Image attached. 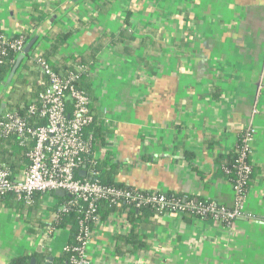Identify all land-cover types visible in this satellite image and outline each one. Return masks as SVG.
<instances>
[{
    "label": "crops",
    "instance_id": "1",
    "mask_svg": "<svg viewBox=\"0 0 264 264\" xmlns=\"http://www.w3.org/2000/svg\"><path fill=\"white\" fill-rule=\"evenodd\" d=\"M102 1L109 5L106 14L88 0H0L5 36L29 34L28 44L36 39L33 61L61 32L74 33L60 56L80 57L102 45L90 70L93 111L100 120L107 111L110 122L103 126L106 144L94 158L117 164L114 180L132 189L232 207V185L213 175L218 157L235 151L251 127L254 180L245 205L250 217L231 227L213 219L188 223L173 214L152 218L154 227L138 221L149 252L117 256V238L132 228L121 211L119 223L96 229L92 263L264 264V0ZM125 29L134 40L114 44L112 36ZM10 92L2 89L1 108ZM26 167L12 172L19 177ZM43 195L39 225L0 207V264L37 254L53 264L69 244L68 227L44 235L60 201Z\"/></svg>",
    "mask_w": 264,
    "mask_h": 264
},
{
    "label": "built area",
    "instance_id": "2",
    "mask_svg": "<svg viewBox=\"0 0 264 264\" xmlns=\"http://www.w3.org/2000/svg\"><path fill=\"white\" fill-rule=\"evenodd\" d=\"M4 44L9 45L20 56L24 53L28 41L24 35L8 39L0 17V45ZM4 54V51L0 53V67L4 62ZM37 61L42 72L48 77V85L40 96L27 102V116L10 111L2 114L0 111V139L15 136L21 146L33 143L32 151L28 155L30 164L19 177L8 167L0 165V197L14 193L18 200L30 203L36 193L51 194L57 190H63L66 195L72 197L68 202L58 205L52 223L44 234L49 238L58 229L61 217L73 208H78L79 213L86 214L87 218L81 219L78 224L79 245L70 248L68 244L64 248L65 252L72 250L77 254L71 258L70 264H93L89 258V248L96 229L119 221L122 203L135 205L137 208L149 205L157 208L162 215L182 216L184 212H192L204 217L209 216L227 227H231L237 220L250 217L245 213V205L249 192L246 187L247 178L252 172V167L246 163V158L252 154L254 128L246 129L241 136L238 180L233 187L235 199L232 207L213 202L181 203L176 199H169L167 194L159 191L146 192L106 186L102 182L98 163L92 153V135L85 133V129L99 117L91 109V99L77 88L78 75L57 74L40 59ZM78 70L85 71L83 67ZM101 116L103 127L110 122V116L107 111H103ZM101 202L115 210L108 216L101 217Z\"/></svg>",
    "mask_w": 264,
    "mask_h": 264
},
{
    "label": "trees",
    "instance_id": "3",
    "mask_svg": "<svg viewBox=\"0 0 264 264\" xmlns=\"http://www.w3.org/2000/svg\"><path fill=\"white\" fill-rule=\"evenodd\" d=\"M90 3L94 4L96 9L101 14H106L109 11V5L107 2L102 0H88ZM131 14L128 15L126 19V24L130 25ZM74 32H61L57 34L54 38V42L51 48L41 55L39 59L46 66H48L53 72L61 75H67L69 73H75L78 75V80L76 86L79 90L85 93L89 99H91V109H95L96 94L92 85V75L90 70L95 65L97 61V56L102 50V45L99 43L94 44L90 49L80 57H65L60 56V53L67 42L70 40ZM26 40L29 42L32 37L29 34H24ZM124 40L132 41L134 38L128 32L127 29L123 30L118 36H112V42L118 44ZM4 51L3 64L0 67V95L2 89H11L10 96L6 102L5 108H1V113L6 111L16 112L21 116H27L26 104L30 99H35L46 89L48 85V77L40 69V64L38 61H33L29 58V54L21 62L19 68L15 74L13 69L17 63L19 56L16 51L10 48L9 45H0V53ZM83 67L85 71H79L78 68ZM22 73V76L20 75ZM21 76V77H20ZM1 100V98H0ZM91 132L92 134V153L100 150L106 144V130L101 125V120H97L88 128L85 129L86 135ZM33 143H29L26 146H21L19 144V139L15 136L4 137L0 139V165H5L11 171L16 172L24 169V165L30 164L29 153L32 151ZM242 139H240L235 151L230 152L227 156L220 155L217 159V164L219 169L216 171L213 178L226 179L232 187H234L238 180V160L241 156ZM98 163V170L101 174L102 182L106 186H115L119 188H129L125 185L119 184L114 180L115 175L118 172L117 164L111 163L108 159H101ZM246 163L251 165L250 157L246 158ZM252 167V165H251ZM202 178L206 176L201 175ZM254 180V172L248 175L246 187L249 190ZM52 197H56L55 193L50 194ZM43 194L36 193L32 197L30 203L24 200H17L14 193H7L0 197V207H6L8 209L14 210L19 214H24L28 218V222L39 225L40 221L38 215L43 207ZM169 199H176L181 203L196 202L210 204V200L203 197H186V196H174L167 194ZM60 203L64 204L72 199V197L65 195L64 197H58ZM85 206V204H82ZM218 205V204H217ZM56 210V209H55ZM115 209L110 208L108 204L101 202L99 204V214L101 217L111 214ZM119 211L127 214L128 221L132 224L130 232L126 235L119 236L116 241V253L119 257L127 256L133 251H150V243L141 234L140 231V221L145 224V226L154 227L156 225L155 221H151L152 218L157 216H163L159 213L157 208L146 205L141 208H137L135 205H130L127 203H122ZM188 223L193 219H212L211 217H204L196 215L192 212H184L181 216ZM87 218L86 214L79 213L78 208L71 209L67 214L61 217L60 223L57 228L70 229V248L77 247L79 242L77 241V236L79 235L78 224L81 219ZM225 226V224H222ZM35 232V231H34ZM77 255L72 250L64 251L58 257L55 258L53 264H70L71 258ZM37 259V264H46L47 257L44 255H22L13 260V264H32L33 259Z\"/></svg>",
    "mask_w": 264,
    "mask_h": 264
},
{
    "label": "water",
    "instance_id": "4",
    "mask_svg": "<svg viewBox=\"0 0 264 264\" xmlns=\"http://www.w3.org/2000/svg\"><path fill=\"white\" fill-rule=\"evenodd\" d=\"M35 42H36V39H34L33 41H31V42L27 45V47H26L24 53H23L22 55L19 56V58H18V60H17V63H16V65H15L14 69H13V73H12V74H15V73H16V71H17V69L19 68L21 62L26 58V55L30 53V51H31L33 45L35 44ZM0 109H1V104H0ZM84 174H85V173H84ZM55 195L58 196V197H64V196L66 195V193H65V191H63V190H57V191L55 192ZM52 261H53V258H49L48 263H46V264H51ZM33 262H34V261H33ZM32 264H33V263H32Z\"/></svg>",
    "mask_w": 264,
    "mask_h": 264
}]
</instances>
